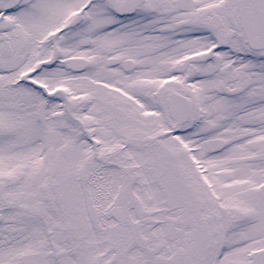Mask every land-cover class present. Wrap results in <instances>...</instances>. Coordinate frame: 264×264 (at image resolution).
Wrapping results in <instances>:
<instances>
[{
	"label": "snow or ice",
	"instance_id": "obj_1",
	"mask_svg": "<svg viewBox=\"0 0 264 264\" xmlns=\"http://www.w3.org/2000/svg\"><path fill=\"white\" fill-rule=\"evenodd\" d=\"M0 264H264V0H0Z\"/></svg>",
	"mask_w": 264,
	"mask_h": 264
}]
</instances>
